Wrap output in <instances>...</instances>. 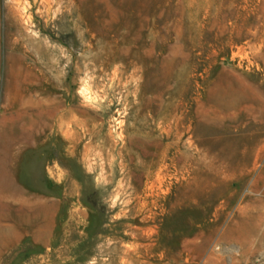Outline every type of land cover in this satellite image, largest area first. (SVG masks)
Returning a JSON list of instances; mask_svg holds the SVG:
<instances>
[{
    "label": "rangeland",
    "instance_id": "obj_1",
    "mask_svg": "<svg viewBox=\"0 0 264 264\" xmlns=\"http://www.w3.org/2000/svg\"><path fill=\"white\" fill-rule=\"evenodd\" d=\"M263 215L264 0H0V264H257Z\"/></svg>",
    "mask_w": 264,
    "mask_h": 264
},
{
    "label": "bare ground",
    "instance_id": "obj_2",
    "mask_svg": "<svg viewBox=\"0 0 264 264\" xmlns=\"http://www.w3.org/2000/svg\"><path fill=\"white\" fill-rule=\"evenodd\" d=\"M57 100V99H56ZM29 113V112H28ZM38 115V114H37ZM22 116V115H21ZM39 119V118H38ZM16 120V119H15ZM31 120V119H30ZM28 126V125H27ZM29 128H30V126H29ZM25 129V128H24ZM25 131V130H24ZM30 131H32V130H30ZM10 132H12V131H10ZM29 133V132H28ZM28 135H30V134H28ZM36 135V134H35ZM263 178V177H262ZM4 184V183H3ZM8 185V184H7ZM7 185H5V186H7ZM3 186V185H2ZM4 186V187H5ZM6 189V188H5ZM7 191V190H6ZM261 211V210H260ZM260 215V214H259ZM264 216V215H263ZM260 217V216H259ZM262 218V217H261ZM254 224V223H253ZM144 225V224H143ZM14 226V225H13ZM142 226V225H141ZM131 228H133V227H131ZM6 231V230H5ZM229 231V230H228ZM233 233V232H232ZM147 234H148V232H147ZM236 234H237V232H236ZM251 234H252V231H251V226L250 225H247V226H244L243 228H240L239 230H238V236L239 237H241V238H246V237H250L251 236ZM255 234V233H254ZM230 235V234H229ZM14 236V235H13ZM226 236H228V235H226ZM141 238V237H140ZM224 238V237H223ZM231 238V237H230ZM229 238V239H230ZM231 240V239H230ZM235 240H236V238H235ZM237 240H238V237H237ZM147 242H148V240H147ZM154 242V241H153ZM240 242V241H239ZM243 242V241H242ZM143 244V243H142ZM216 245H217V243H216ZM122 246V245H121ZM218 247V246H217ZM220 248V247H219ZM222 249V248H221ZM173 251V250H172ZM114 252V251H113ZM213 252H215V251H213ZM227 253H228V251H227ZM144 254V253H143ZM119 255V254H118ZM151 256V255H150ZM178 257V256H177ZM115 258V257H114ZM130 260V259H129ZM116 263H118V262H116ZM221 263V262H220Z\"/></svg>",
    "mask_w": 264,
    "mask_h": 264
},
{
    "label": "crops",
    "instance_id": "obj_3",
    "mask_svg": "<svg viewBox=\"0 0 264 264\" xmlns=\"http://www.w3.org/2000/svg\"><path fill=\"white\" fill-rule=\"evenodd\" d=\"M250 226H251V231H252V234L250 237H252L254 235V233L255 234L257 233L258 226H256V225H250ZM246 238H248V237H246Z\"/></svg>",
    "mask_w": 264,
    "mask_h": 264
},
{
    "label": "built area",
    "instance_id": "obj_4",
    "mask_svg": "<svg viewBox=\"0 0 264 264\" xmlns=\"http://www.w3.org/2000/svg\"><path fill=\"white\" fill-rule=\"evenodd\" d=\"M257 264H264V259H262L259 262H257Z\"/></svg>",
    "mask_w": 264,
    "mask_h": 264
}]
</instances>
